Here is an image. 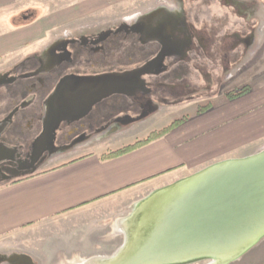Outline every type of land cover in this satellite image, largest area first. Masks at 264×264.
<instances>
[{"label": "rangeland", "instance_id": "374dc122", "mask_svg": "<svg viewBox=\"0 0 264 264\" xmlns=\"http://www.w3.org/2000/svg\"><path fill=\"white\" fill-rule=\"evenodd\" d=\"M32 11L39 21L44 19L53 23L46 27V32H42L40 40L33 41L28 46L32 52L38 51L39 54L44 49H49L53 41L63 35L98 33L107 28L118 27L120 23L128 24L133 16H136L134 20L143 24L144 28L151 29L148 37L142 36L141 39L136 33L130 36L132 39H121L120 50L113 57H120L114 61L115 74L125 77V88L139 81L140 92L149 90L146 97L158 96L165 102L159 104L153 112H148L147 117L142 116L144 119L139 117L132 124H120L110 132L90 135L74 144L104 141L108 142L107 148L116 149L146 137L151 131L163 128L175 119L191 118L199 108L211 104L216 98L223 100L227 92L248 85V81L259 74L256 73L257 65L263 59L264 0H51L49 3L36 5ZM38 26L42 29V25ZM161 37L165 39L163 45L159 41ZM153 41L160 43V46L155 47L157 43ZM167 45H173L177 49L179 56L170 54L167 60L172 59L173 62L176 58L178 61L175 65L179 63L181 66L179 71L173 73L170 70L173 66H169L167 70L151 74L153 76L148 75V67L142 64L144 55L151 52L150 56H155L154 62L157 65V61L161 60L157 52H160L161 47L166 49ZM128 54H132V60H128ZM27 57L26 55L24 58ZM167 60L163 63H167ZM45 69L47 68H31L29 71L35 76L45 74ZM10 74L6 73L4 76ZM180 82L184 86L182 88L177 85L178 94H172L166 89ZM4 86L0 85L6 92ZM30 97L32 94L27 92L26 101ZM1 98L0 101H4ZM34 138L35 136H29L23 139L26 142L23 147L15 140L13 144L22 147L18 151L0 144V165H5L4 162L16 163L17 159L25 164L23 171L14 174L3 170L0 182L9 180L10 178H5L7 175L19 177L45 170L72 155L86 152V147L73 153L74 148L55 150L48 146L45 150H37L32 154V145L36 147L41 140L50 143L49 137H42V134ZM263 148L264 128L258 136L250 135L243 149L224 152L201 166L182 171L169 170L163 176V182L121 194L122 196L114 199L112 207L101 210L102 213L89 215L83 221L80 218L54 220L39 231L26 232L21 239L1 242L0 264H72L76 259L78 262L95 256H111L124 242V231L118 229L119 225L116 223L131 217L136 205L150 194L214 163L244 158ZM106 211H111L114 215L107 216ZM207 262L208 259H203L185 264ZM228 264H264V237Z\"/></svg>", "mask_w": 264, "mask_h": 264}, {"label": "crops", "instance_id": "0c3cea01", "mask_svg": "<svg viewBox=\"0 0 264 264\" xmlns=\"http://www.w3.org/2000/svg\"><path fill=\"white\" fill-rule=\"evenodd\" d=\"M49 1L0 0V75L8 73L26 55L38 52H32L28 46L40 40L42 32L53 23L39 21L32 9ZM261 50L263 59L259 58L262 62L256 72L259 74L248 81L247 94L229 101L225 96L223 100L216 98L207 112L185 118L164 137L109 159H101L102 154L111 150L106 146L108 142L73 144L67 146L74 148L73 153L84 147L86 152L45 170L0 182V243L21 239L26 232L39 231L54 220L83 221L111 208L114 199L123 193L163 182L169 169H190L224 152L243 149L248 137L258 136L264 128V45ZM0 89L4 92L3 87ZM90 93L84 91L78 98H68L91 106L98 100L91 102ZM4 102L5 99L0 101L1 113L7 104ZM105 214L114 215L111 211ZM78 262L82 264L81 260ZM78 262L76 259L71 263Z\"/></svg>", "mask_w": 264, "mask_h": 264}, {"label": "flooded vegetation", "instance_id": "af4514ba", "mask_svg": "<svg viewBox=\"0 0 264 264\" xmlns=\"http://www.w3.org/2000/svg\"><path fill=\"white\" fill-rule=\"evenodd\" d=\"M135 17L133 16L128 24L120 23L118 27L107 28L98 33L63 35L62 38L54 40L49 49H44L40 54L37 52L30 55L11 67L8 71L10 75H0V85H5L6 91L0 93V97L7 103L5 111L0 112V144L11 146L18 151L26 144L23 139L29 136L36 138L42 134V137L51 136L50 143L41 140L36 147L32 145L31 153L43 151L48 146L58 150L71 146L87 136L110 132L120 124H132L139 117H147L159 104L164 103L165 101L158 96L146 97L149 90L142 93L140 86L133 92L126 90L127 92L112 93L100 100L95 98L98 101L91 106L71 102V98H68L70 96L73 99L78 98L84 91L95 92L94 87L85 88L83 84L92 81V78L116 73L114 61L120 57H115L117 60L113 57L120 50L121 39H132L130 36L136 33L141 39L142 36L151 35V29L144 28L143 24L134 20ZM163 38L159 40L162 45L165 42ZM156 46H160V43ZM166 49L161 47L160 52H157V55L161 56L157 65L155 56L152 57L151 52H146L142 64L148 67V75L153 76L151 74L167 70L169 66H173L170 68L173 73L179 71L181 66L179 63L175 65L178 61L176 58L173 62L172 59L167 60L170 54L179 56L176 53L177 49L173 48V45H167ZM128 55L130 60L132 54ZM166 60L167 63H163ZM31 68L47 69L45 74L34 76L30 74ZM177 85L182 88L184 86L180 82L176 86L165 88L172 94H178ZM27 92L31 93L32 97L26 101ZM15 140H18L22 147L14 145ZM21 161L17 159L16 163L4 162L5 165H0V173L3 174V170L10 174L23 171L25 164Z\"/></svg>", "mask_w": 264, "mask_h": 264}, {"label": "water", "instance_id": "95a60500", "mask_svg": "<svg viewBox=\"0 0 264 264\" xmlns=\"http://www.w3.org/2000/svg\"><path fill=\"white\" fill-rule=\"evenodd\" d=\"M124 79L106 74L83 85L95 88L89 94L92 102L140 86L135 81L125 88ZM136 206L131 228L138 230L140 240L128 242L124 231L123 244L111 256H95L85 264H185L203 259H208L205 264H228L264 237V148L207 166Z\"/></svg>", "mask_w": 264, "mask_h": 264}, {"label": "trees", "instance_id": "16d2710c", "mask_svg": "<svg viewBox=\"0 0 264 264\" xmlns=\"http://www.w3.org/2000/svg\"><path fill=\"white\" fill-rule=\"evenodd\" d=\"M249 90H250L249 85H245V86H242L241 88H239L237 90H231V91L227 92L225 97L228 100H235V99L247 94L249 92ZM210 108H211V105L207 104L204 107L199 108L197 110V113L202 114L204 112H207ZM184 121H185V118L175 119L172 122H170L168 125L164 126L163 128H161L159 130L151 131L144 138L137 139L134 142L123 145L117 149H111V150L107 151L105 154L101 155V159H109V158L118 157L120 155L131 152L134 149L139 148L140 146H143V145H145L151 141L160 139V138L164 137L166 134H168L170 131H172L173 129L178 127L180 124H182ZM169 170H171V169H169ZM21 178L22 177L14 178L13 180H11V182H17Z\"/></svg>", "mask_w": 264, "mask_h": 264}, {"label": "bare ground", "instance_id": "6f19581e", "mask_svg": "<svg viewBox=\"0 0 264 264\" xmlns=\"http://www.w3.org/2000/svg\"><path fill=\"white\" fill-rule=\"evenodd\" d=\"M148 207H149V205L143 209V213H142V216L140 217V219H142V217H145V215L147 214L146 212H148V210H147ZM117 224L119 225L118 229H120V228L123 229V231H125V233L128 235L126 237L128 242L134 243V242H137L140 240V236H138V234H137L138 230L131 228V225L134 224L133 215L131 217H129L128 219L126 218V219H122L120 221L118 220ZM85 261L86 260L82 261V264H85L86 263Z\"/></svg>", "mask_w": 264, "mask_h": 264}, {"label": "built area", "instance_id": "2783aa9c", "mask_svg": "<svg viewBox=\"0 0 264 264\" xmlns=\"http://www.w3.org/2000/svg\"><path fill=\"white\" fill-rule=\"evenodd\" d=\"M230 76H231V74L228 75V77H230Z\"/></svg>", "mask_w": 264, "mask_h": 264}]
</instances>
